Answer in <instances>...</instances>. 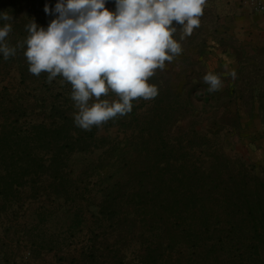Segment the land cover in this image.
Here are the masks:
<instances>
[{
	"label": "rangeland",
	"instance_id": "obj_1",
	"mask_svg": "<svg viewBox=\"0 0 264 264\" xmlns=\"http://www.w3.org/2000/svg\"><path fill=\"white\" fill-rule=\"evenodd\" d=\"M4 2L0 12L12 16L19 36L27 37L25 25L32 20L47 26L44 9L34 11L22 0ZM106 7L115 11V0ZM227 7L212 9L226 13ZM15 39L9 34L7 42L15 46ZM193 40L199 45L202 38ZM225 40L231 53L226 74L214 68L216 54L208 57L222 90L207 91L199 65L192 78L183 77L184 69L175 76L166 65L148 81L158 88L156 98L134 101V116L131 111L98 128L106 146L73 160L83 181L80 207L67 209L58 201L2 212L0 264H92L79 256L89 238L103 254L95 264H256L248 251L253 228L262 233L264 227V94L241 79L240 69L234 80L227 75L233 71L228 68L234 66L235 37Z\"/></svg>",
	"mask_w": 264,
	"mask_h": 264
},
{
	"label": "clouds",
	"instance_id": "obj_2",
	"mask_svg": "<svg viewBox=\"0 0 264 264\" xmlns=\"http://www.w3.org/2000/svg\"><path fill=\"white\" fill-rule=\"evenodd\" d=\"M106 3L57 0L54 8L46 4L44 12L55 18L47 28L30 21L26 39L15 46L7 42L13 18L0 12L5 22L0 26V54L8 60L26 45L23 54L32 75L46 73L49 83L57 77L70 83L77 109L74 124L84 131L129 114L134 101L158 96L149 78L182 53L173 36L179 30L183 40L200 27L207 0H115V11ZM227 75L236 78L234 70ZM203 82L209 93L224 87L213 72L204 75Z\"/></svg>",
	"mask_w": 264,
	"mask_h": 264
},
{
	"label": "trees",
	"instance_id": "obj_3",
	"mask_svg": "<svg viewBox=\"0 0 264 264\" xmlns=\"http://www.w3.org/2000/svg\"><path fill=\"white\" fill-rule=\"evenodd\" d=\"M4 1L0 0L3 10L6 9L5 6L7 7ZM22 2L32 4L31 9H35L34 11L37 9L41 13L50 0L48 2L46 0H22ZM56 3L57 0H54L50 8H54ZM43 13H45L44 10ZM54 18L53 15L45 13L42 23L48 26ZM47 26L42 27L47 28ZM13 33L16 43L17 39L20 41L26 39V36L23 37L21 33L20 37L15 29L10 35ZM25 49L18 48L14 57L5 60L19 65L22 86L17 97H5L4 93L1 95L3 109L0 113L2 117L0 124V214L6 212L7 209L21 208L28 203H36L40 209L44 206L56 205L58 201L65 203L66 205L63 206L67 209L78 206V204L80 207L83 202L81 199L83 192L79 184L83 181L79 175H76L79 174L75 171L78 163H74L73 160L77 155L92 154L99 148L105 147L107 140L98 137V127L84 131L74 124V113L77 109L71 99L70 83L65 82L61 77L49 83L46 73H42L39 77L32 75L28 71V62L23 59L22 54ZM0 57L2 58L3 55L0 54ZM132 115L134 116V111ZM150 128L146 130H156ZM162 155L163 153L157 154L160 158ZM156 174L157 179H160V175L154 170L152 175ZM144 176L137 181H143ZM249 214L251 216V213ZM253 217L255 218L254 214ZM263 232L260 233L253 228L255 245L251 244L248 252L256 264H264ZM230 233L234 232L230 231ZM95 244L93 239L89 238L87 245L81 247L79 254V256H85V259L92 264L97 263L98 259L103 257ZM50 250H53V247ZM71 262H77V259H72ZM117 263L126 264L122 260Z\"/></svg>",
	"mask_w": 264,
	"mask_h": 264
},
{
	"label": "crops",
	"instance_id": "obj_4",
	"mask_svg": "<svg viewBox=\"0 0 264 264\" xmlns=\"http://www.w3.org/2000/svg\"><path fill=\"white\" fill-rule=\"evenodd\" d=\"M250 1H207L204 14L201 17L200 27L194 29L190 37L185 38L187 43L185 46L181 45L182 53L171 63L166 62V65L171 67L175 76H179L177 72H181L184 69L183 77L192 78L193 72L199 68L198 65L207 74L209 72L208 57H210L211 52L217 55V64H219L214 68L220 69L223 74H226V55L231 56V53L228 51L229 45L227 44L229 41H226L225 38L233 35L235 44L231 47V51L234 53V55L232 54V59H234L232 65L234 66L228 68V70L232 69L238 73L240 69L242 73L240 75L241 79L249 80L255 93L264 94V15L254 10ZM228 2L230 4L227 5L226 3ZM215 6L227 7L229 10L226 13H214L212 7ZM173 24L179 27L175 21H173ZM197 35L202 38L199 45H195L193 40ZM178 37H180L179 30L174 34L173 38ZM211 39L213 40L211 41ZM245 60L249 61L248 65H244L243 61ZM11 64V61L6 63L5 59L0 57V113L1 109H3L1 95L4 93L5 97L13 98L17 97L18 91H21L19 65ZM245 68L250 73H243ZM177 86L178 83L176 84ZM1 122L2 117H0V124Z\"/></svg>",
	"mask_w": 264,
	"mask_h": 264
},
{
	"label": "built area",
	"instance_id": "obj_5",
	"mask_svg": "<svg viewBox=\"0 0 264 264\" xmlns=\"http://www.w3.org/2000/svg\"><path fill=\"white\" fill-rule=\"evenodd\" d=\"M252 8L264 15V0H251Z\"/></svg>",
	"mask_w": 264,
	"mask_h": 264
}]
</instances>
